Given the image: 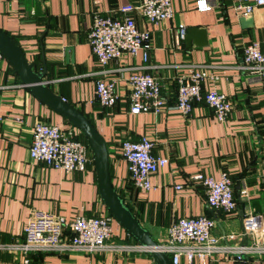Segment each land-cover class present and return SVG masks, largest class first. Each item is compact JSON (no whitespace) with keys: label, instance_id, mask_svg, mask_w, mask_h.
Returning a JSON list of instances; mask_svg holds the SVG:
<instances>
[{"label":"crops","instance_id":"0c3cea01","mask_svg":"<svg viewBox=\"0 0 264 264\" xmlns=\"http://www.w3.org/2000/svg\"><path fill=\"white\" fill-rule=\"evenodd\" d=\"M136 1L0 0V29L23 49L36 71L42 69L44 56L47 71L42 79L47 86L79 109L103 136L114 187L156 241L177 218L203 214L215 221L212 234L221 237L223 244H250L257 237L264 242V230L252 233L244 228L250 218L254 221L261 215L264 220V86L257 75L241 68L245 44L259 41L264 51V6L249 15L253 26L246 28L240 22L243 15L235 10L236 1L210 0L213 8L199 11L195 0H173L172 16L157 24L135 14L139 28L151 33L147 61L138 51L135 56L125 54L101 65L88 44L93 13L119 15L121 5ZM180 24L187 31L204 29L207 45L196 46L195 38L190 46L184 41L182 48H176L173 39ZM191 65L217 77L204 80L203 90L216 88L231 99L232 110L225 122L217 121L204 102H195L188 114L175 107L177 79ZM140 71L151 73L160 85L164 105L158 114L129 111L127 78ZM102 76L116 79L120 96L107 108L98 103L94 92L95 81ZM39 121L75 127L35 97L0 56V243L22 238L32 209L50 211L66 221L77 215L109 213L99 195L94 164L85 172L64 173L29 158L33 126ZM143 135L153 142L154 155L168 158L151 175L154 188L150 191L132 187L119 149L121 140H138ZM222 172L233 181L237 207L232 212L209 207L205 188L193 178L204 174L217 179ZM175 185L181 187L176 189ZM111 226L114 236L107 242H137L115 219ZM69 234L65 228L64 236ZM245 262L264 264V258L247 257ZM239 263L226 257L214 261ZM0 264L155 263L146 253L65 250L34 252L27 257L16 251H0Z\"/></svg>","mask_w":264,"mask_h":264},{"label":"built area","instance_id":"2783aa9c","mask_svg":"<svg viewBox=\"0 0 264 264\" xmlns=\"http://www.w3.org/2000/svg\"><path fill=\"white\" fill-rule=\"evenodd\" d=\"M235 10L244 16L252 14L254 9L264 6V0H233ZM173 0H137L121 5L119 15H92L88 33V44L92 55L101 65L123 55L135 56L142 51L143 61L149 58L151 33L140 29L135 14L140 15L149 24L168 19L173 14ZM195 8L208 11L213 8L210 0H195ZM187 33L185 25H178L174 34V45L182 48ZM1 56V55H0ZM241 68L255 74L264 86V51L259 41H251L243 46ZM217 77L207 70L191 65L188 72L177 79L175 107L188 114L195 102H204L212 109L217 121L225 122L232 110L231 99L222 91L212 88L202 89V83ZM130 87L129 111L138 113H160L164 100L160 94V85L149 72L129 74ZM94 92L102 107L113 106L120 98L116 89V79L100 77L95 81ZM78 129L62 127L57 124L39 121L33 126L32 140L28 148L29 158L43 163L46 167L59 169L64 173L85 172L94 164L89 145L78 138ZM153 142L143 135L138 140L125 138L120 142V153L127 163L129 181L137 190L153 189L151 175L167 162V157L152 153ZM194 179L205 188L206 203L213 209L232 212L237 207L233 181L227 172L215 179L204 174H196ZM181 185H175L179 189ZM246 195V189L240 191ZM109 213L85 216L77 215L71 221L50 211L32 209L23 229L21 239L11 243H0V251H16L26 257L34 252H62L65 250L82 251L85 254L112 252L123 254H150L154 249L166 253L172 264H214L220 257L235 261H246L247 257L264 258V242L257 237L253 243L229 245L221 243V237L212 234L215 221L207 215L180 217L170 223L163 238L155 247L141 245L139 242L109 241L113 236ZM244 228L248 232L264 230V220L258 215ZM119 226L121 224L118 223ZM122 227V226H121ZM70 234L64 236V229ZM123 228V227H122ZM27 261V260H26Z\"/></svg>","mask_w":264,"mask_h":264},{"label":"water","instance_id":"95a60500","mask_svg":"<svg viewBox=\"0 0 264 264\" xmlns=\"http://www.w3.org/2000/svg\"><path fill=\"white\" fill-rule=\"evenodd\" d=\"M240 22L246 28L253 26V19L250 16H241ZM205 34L204 29H199L198 27L189 28L185 37L186 45L190 46L191 41L195 40V38L197 40L194 41L196 46L207 45ZM0 55L7 60L18 74L22 83L27 86L35 97L50 109L64 116L83 133L93 156L99 195L107 210L137 242L144 246L155 247L158 244L157 241L140 224L123 202V199L111 181L109 153L103 136L79 109L65 101L60 95L55 94L42 79L47 71L44 56H42V69L39 71L34 70L33 64L28 62L23 49L15 42L11 35L1 29ZM150 255L155 264H172L170 257L162 251L154 249L150 252ZM239 264H246V262L241 261Z\"/></svg>","mask_w":264,"mask_h":264},{"label":"trees","instance_id":"16d2710c","mask_svg":"<svg viewBox=\"0 0 264 264\" xmlns=\"http://www.w3.org/2000/svg\"><path fill=\"white\" fill-rule=\"evenodd\" d=\"M34 69V68H33ZM35 70V69H34ZM70 123V122H69ZM80 135H78V138L81 139L83 142H85L88 145V142L86 141L85 137L83 136L82 132H79ZM120 149V148H119ZM121 154V153H120ZM94 169V167H93ZM111 173V172H110ZM131 183V182H130ZM122 198V197H121ZM110 213V212H109ZM111 215V214H110Z\"/></svg>","mask_w":264,"mask_h":264}]
</instances>
